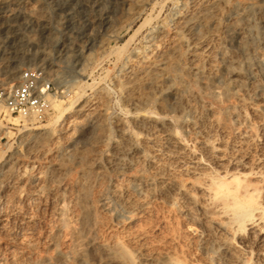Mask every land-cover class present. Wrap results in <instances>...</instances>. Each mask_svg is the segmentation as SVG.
<instances>
[{"label":"rangeland","instance_id":"374dc122","mask_svg":"<svg viewBox=\"0 0 264 264\" xmlns=\"http://www.w3.org/2000/svg\"><path fill=\"white\" fill-rule=\"evenodd\" d=\"M190 1L0 0V90L16 85L23 71L40 69L57 91L43 119L0 108V264H163L167 258L177 264L214 263L189 233L190 225L202 220L196 203L183 195L171 201L162 193L164 184L156 183L141 197H127L132 211L114 197L115 186L127 177L110 165L117 124L130 119L120 83L139 72L127 66V58L153 49L156 57L165 56L174 43L176 17L197 7ZM235 1L221 4V26L233 22L224 12ZM159 28L168 33L161 43L149 38ZM252 42L248 68L234 34L219 30L213 40L216 47L224 43L243 70L247 87L233 99V110L245 120H234L232 109L220 111L203 124L205 133L196 135L180 129L178 115L162 113L161 102L142 109L168 118L190 153L200 155L207 141L222 149L232 168L244 164L264 175V90L256 93L259 84L264 87V36ZM182 65L188 74L190 60ZM222 66L217 58L213 67L220 76ZM214 84L222 85V76ZM239 132L246 139H239ZM149 155L150 146L140 167L152 177ZM87 238L94 242L84 246ZM250 247L248 264H264V233L252 237ZM78 249L84 254L79 258Z\"/></svg>","mask_w":264,"mask_h":264},{"label":"bare ground","instance_id":"6f19581e","mask_svg":"<svg viewBox=\"0 0 264 264\" xmlns=\"http://www.w3.org/2000/svg\"><path fill=\"white\" fill-rule=\"evenodd\" d=\"M190 3L192 6L196 3L197 7L191 14L187 12L175 16L177 25L174 43L165 56L156 57L154 49L128 54L127 66L137 68L139 72L131 75L124 84L120 83L124 86L123 104L130 119L129 123L123 119L117 124V138L113 144L115 152L110 165L116 173L127 178L124 185L115 186L114 197L124 203L126 208L131 206L132 210L131 201L127 199L129 195L141 197L154 184L162 183V193L167 194L171 201L183 195L198 205L202 220L190 225L188 229L197 239V249L203 256H211V259L214 256L213 264H248V256L252 254V237L264 233L263 173L258 169L247 171L244 164L232 168L222 158V149L207 141L200 147V155L190 153L174 132L168 118H161L148 110L146 112L142 106L152 101L161 102L159 109L162 113L178 115L180 129L196 135L204 134L203 124L206 120H212L220 111L230 114L236 108L233 99L245 90L247 82L241 76L242 68L229 56L224 43L216 47L213 40L219 30L234 34L242 48L244 63L249 68L254 58L251 54L252 41L264 36V0H236L228 4L224 15L233 19V22L225 26H221L219 9L221 4L229 3L228 0H191ZM181 5L185 3L181 2ZM167 36L163 28L149 33L150 39L160 43ZM217 58L223 61V84L220 86L214 84L221 77L217 68L213 67ZM183 59L190 60L188 74L184 72ZM134 87H144L148 93L144 90L145 93L134 94L131 91ZM256 90L257 94L262 93L264 87L259 84ZM168 95L173 96L172 101L165 98ZM191 99L195 103H191L194 101L190 102ZM233 112L231 116L237 122L238 118L246 119L244 114ZM129 124L133 126L132 131ZM99 125L97 128L101 130L102 126ZM244 134L239 132V139H246ZM149 146L147 162L155 168L152 177L146 176L140 167L145 149ZM136 167V171L131 174V170ZM183 180H187L189 186H185ZM143 203L141 201L139 206L145 205ZM64 209L63 206L59 207L61 213ZM92 242V238H87L83 244L90 245ZM75 255L78 257L84 254L78 249ZM163 264L177 263L167 258Z\"/></svg>","mask_w":264,"mask_h":264},{"label":"built area","instance_id":"2783aa9c","mask_svg":"<svg viewBox=\"0 0 264 264\" xmlns=\"http://www.w3.org/2000/svg\"><path fill=\"white\" fill-rule=\"evenodd\" d=\"M56 94L54 84L43 70L29 69L22 72L16 85L0 90V108L23 118L43 119Z\"/></svg>","mask_w":264,"mask_h":264}]
</instances>
